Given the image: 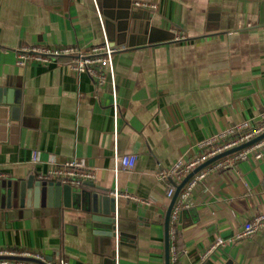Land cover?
Segmentation results:
<instances>
[{"label": "crops", "instance_id": "crops-1", "mask_svg": "<svg viewBox=\"0 0 264 264\" xmlns=\"http://www.w3.org/2000/svg\"><path fill=\"white\" fill-rule=\"evenodd\" d=\"M104 1H0V87L12 101L0 103V168L8 173L0 189L82 157L97 178L77 188L136 198H117L110 235L77 197L70 206L62 195L59 205L36 201L32 192L25 205L14 197L2 206L1 198L0 247L38 251L69 264H166L165 218L176 188L170 194L175 180L159 173L198 153V143L209 135L245 119L256 125L264 120V0H116L142 16L136 34L145 16L176 38L114 46L115 87H96L64 57L48 65L16 64L23 45L102 44ZM116 153L136 154L135 167L116 171ZM260 212L264 158L211 171L175 223L171 246L179 247L178 264L200 262L219 240L225 244L202 264H264V230L231 241Z\"/></svg>", "mask_w": 264, "mask_h": 264}, {"label": "built area", "instance_id": "built-area-1", "mask_svg": "<svg viewBox=\"0 0 264 264\" xmlns=\"http://www.w3.org/2000/svg\"><path fill=\"white\" fill-rule=\"evenodd\" d=\"M139 7L155 8L156 5L149 2H137ZM118 51L112 47L107 39L102 44L84 47L79 45H23L18 48L16 54V64L22 67L28 66L32 62H39L45 65L51 64L58 58H67L71 70L75 73H88L96 87L101 88L107 82H111L113 87L116 85L114 55ZM114 106L117 105L114 104ZM264 119V113H263ZM264 132V120L256 125L251 119H245L225 129L209 135L203 141L198 143L199 152L191 157H180L172 165L159 173L164 179H173V186L170 190L172 194L176 186L188 173L194 168L204 163L211 157L222 153L232 147H236ZM248 158H264V139L242 150L225 156L206 168L196 173L182 189L178 201L175 204L171 214V236L176 232L175 223L178 215L183 208L190 206V198L196 186L211 172L219 169L234 168L240 161ZM138 157L136 154L115 155V170H129L135 167ZM32 162L38 163L39 157L36 151L32 154ZM37 177L44 181H60L63 184L74 186L82 185L87 181H94L97 178V171L91 167L87 160L82 157H72L52 166L44 172H37ZM8 176L6 171L0 168V178ZM111 194L118 197H131V195L120 193L117 190L111 191ZM264 230V213H256L248 218L241 229H239L232 242L252 236ZM225 241L219 240L212 247L207 249L201 256V261L196 264H202L220 245ZM21 256L31 257L47 264H69L65 258L47 259L44 254L38 251L19 248L0 247V257ZM178 253L174 246H171V264H178ZM0 264H39L35 261L16 260L0 258Z\"/></svg>", "mask_w": 264, "mask_h": 264}, {"label": "water", "instance_id": "water-1", "mask_svg": "<svg viewBox=\"0 0 264 264\" xmlns=\"http://www.w3.org/2000/svg\"><path fill=\"white\" fill-rule=\"evenodd\" d=\"M116 8H118V10H116ZM102 14L105 17L106 37L112 47L116 46L117 44L126 45L127 43L129 47H133L143 43L172 41L176 38V33L174 31L152 25L151 21H149V19H147L145 16H143L144 20L140 21V26L137 30L139 31V34H136L137 21L138 19L140 20L142 16H139L140 14L138 11L131 10V5H127L126 3H118L116 0H105L103 2ZM115 21H117V25ZM130 29H132V31H129ZM5 91L6 90L4 88L0 87V103L2 104L12 102L10 99H7L8 97L3 96ZM18 102L19 99H16V103ZM12 109L13 111H17L18 107H12ZM262 139H264V132L236 147H232L211 157L204 163L194 168L176 186L175 193L167 209L165 218L166 264H171V214L175 204L178 201L182 189L186 186L189 180L202 169L225 156L258 143ZM169 180L173 182L171 177ZM30 192H32V196L36 199V201L46 199L49 203H53L55 205L60 204L62 196L65 206H70L72 204V199L77 197L79 202L84 203V205H90L89 211L94 213L93 220L95 225L103 227L106 234H114L117 198L111 194L86 191L82 188H77V186L74 185L63 184L60 181L47 182L40 179L36 180L35 175H31L27 179L17 181L16 183L11 182L7 184L3 191L0 189V200L1 198L5 199V203H3L2 206H5L6 203H9L14 197H19L21 204L25 205L26 197H28ZM0 258L29 260L35 261L39 264H47L44 261L31 257L5 256Z\"/></svg>", "mask_w": 264, "mask_h": 264}, {"label": "trees", "instance_id": "trees-1", "mask_svg": "<svg viewBox=\"0 0 264 264\" xmlns=\"http://www.w3.org/2000/svg\"><path fill=\"white\" fill-rule=\"evenodd\" d=\"M176 236H177V234H175ZM176 239H177V237H176ZM176 241V240H175ZM176 244H177V242H175ZM176 246V245H175ZM176 251L179 253V247H178V245L176 246Z\"/></svg>", "mask_w": 264, "mask_h": 264}]
</instances>
